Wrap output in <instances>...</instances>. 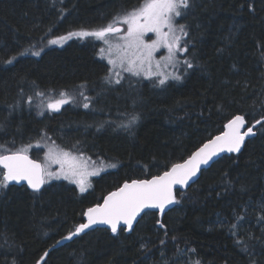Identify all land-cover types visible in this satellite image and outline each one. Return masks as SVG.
Returning <instances> with one entry per match:
<instances>
[{
	"label": "trees",
	"instance_id": "1",
	"mask_svg": "<svg viewBox=\"0 0 264 264\" xmlns=\"http://www.w3.org/2000/svg\"><path fill=\"white\" fill-rule=\"evenodd\" d=\"M143 1L0 0V155L33 145L40 160L45 144L60 142L119 164L85 192L64 179L39 192L0 187V264H264V0H191L181 20L192 67L162 90L129 77L110 83L90 39L50 42L107 26ZM50 90L89 99L44 112L36 92ZM238 114L261 121L256 135L177 191L173 209L146 212L131 232L62 239L110 191L186 159Z\"/></svg>",
	"mask_w": 264,
	"mask_h": 264
},
{
	"label": "snow or ice",
	"instance_id": "2",
	"mask_svg": "<svg viewBox=\"0 0 264 264\" xmlns=\"http://www.w3.org/2000/svg\"><path fill=\"white\" fill-rule=\"evenodd\" d=\"M191 6V0H144L143 4L131 11L118 16L107 26H102L94 31L71 32L68 37H96L105 44L108 43V37L124 31V35L120 37L123 40L122 45H117L119 52V61L121 65L127 61V71L135 75H139L138 67H142L145 63L151 62L153 53L161 46H166L169 52V59L175 57L176 50L186 51L179 44L180 37L175 35L177 26L173 21L176 17L182 15V10ZM117 24H123L126 29L117 27ZM179 31L183 35L188 33L184 30V25L178 26ZM167 29V31H165ZM148 33H155L157 39L147 42L145 36ZM68 37H59L51 43H59ZM105 49L100 50V54L104 55ZM39 55V53H35ZM112 55L111 47L109 48V56ZM11 63V61H8ZM109 63L115 65L117 60L109 59ZM188 68L192 65L187 60L184 61ZM180 79V77H174ZM119 81H117L118 83ZM165 80H160L163 84ZM39 95H43L39 93ZM63 95V93L61 94ZM31 100V98H29ZM67 100L61 99L54 103L48 104V108L58 110L59 107ZM85 108L88 104L84 105ZM136 117H133L134 121ZM131 123V121H130ZM261 121H256L260 124ZM245 124L243 116H234L225 125L227 131L221 135L210 139L197 151L193 152L183 163L173 164L169 171H165L162 175L153 176L150 180H132L130 183L125 182L116 191L109 193L105 198L103 205H96L89 208L84 215L88 217L87 224H80L76 227L75 232H69L67 237L62 239H71L74 235L88 228L89 225L97 222L109 224L113 233L117 232L118 225L123 222L129 229L132 228L133 221L137 216L148 207L158 208L161 212L165 206L175 202L173 194L174 185H185L196 175L201 164H208L213 156L224 151L240 152L245 137L254 134L253 128L248 127L247 131L241 133L240 128ZM68 153H64L65 160H57L63 168L65 162L68 163V171L61 172L65 178L73 179L80 186V191H86V175H96L98 173L84 172L83 165L76 162V159L68 161ZM0 166H2L3 175L0 177V187H7L11 181H27L28 186L33 191H39L45 183V170L43 166L34 160H31L25 150H17L8 155H0ZM114 166V165H113ZM47 175H54L48 173ZM264 219V218H262ZM159 224L160 221H157ZM163 243V241H161ZM47 256V253H45ZM44 257H41L43 260Z\"/></svg>",
	"mask_w": 264,
	"mask_h": 264
},
{
	"label": "rangeland",
	"instance_id": "3",
	"mask_svg": "<svg viewBox=\"0 0 264 264\" xmlns=\"http://www.w3.org/2000/svg\"><path fill=\"white\" fill-rule=\"evenodd\" d=\"M144 2V1H143ZM143 4V3H142ZM184 10V9H183ZM182 15L179 17H176L173 21L174 25L177 26L175 35L180 37L179 44L181 48H187L185 39L187 35H183L180 31L178 26L179 25H184V23L181 20ZM111 23V22H110ZM108 25V24H107ZM123 25V24H121ZM124 29H126V26L123 25ZM97 30V29H96ZM185 30V29H184ZM80 31H94V30H78L74 32H80ZM167 31V29H165ZM186 31V30H185ZM71 33V32H70ZM69 34V33H68ZM68 34L62 35L59 37H68ZM124 35V31H121L120 33H117L115 35H111L108 37V43L105 44L104 41L96 38V37H81V36H71L68 37L67 39L59 42V43H51L53 45H61L67 40L75 39V38H85V39H90L95 43H98L99 46L98 48V53L100 54V50L103 48L105 49L104 55L100 54V57L103 58L109 65V70L110 74L108 76L109 82L113 84H120L123 83L125 78L131 79V80H146V81H151L154 82L157 86L158 89H164L168 84L172 82H178L181 79H183V75L186 69L185 66L187 65L184 63L185 60L190 62L187 59L186 56V51L181 52L179 50H176L175 57L172 59H169V52L168 48L166 46H161L160 48L156 49V51L153 53V58L149 63H145L142 67H138V71L140 72L139 75H135L132 72H129L126 70L128 67L127 61L124 62L123 65H121L119 61V52L117 51V45H122L123 40L120 39ZM52 38L50 40L54 41L57 40V38ZM157 39L155 33H148L145 36V40L147 42H151L152 40ZM111 47V52L112 55L109 56V48ZM109 59H115L117 60V63L115 65L109 63ZM191 63V62H190ZM192 65V63H191ZM189 68L187 67V70ZM183 72V73H182ZM180 77V79H175L174 77ZM165 80L163 84L160 83V80ZM117 81H119L117 83ZM90 92L92 91L90 88H88L87 85H84ZM116 86V85H115ZM105 90V87H103ZM36 93H42L43 95H38V100H37V106L40 108L42 111H51L52 109L48 108V104L54 103L55 101L64 99L67 100L68 102L61 105L59 109L63 110L65 107L69 106L71 103L72 105H75V100L78 99V97H81L83 100H88V94L84 92V90H79L77 93L76 92H69L67 90L60 91V90H50L48 91H37ZM63 93V95H61ZM102 96H105V92L100 93ZM94 96V95H93ZM95 97V96H94ZM100 98V97H99ZM97 98V99H99ZM96 97L94 101H97ZM85 104H88V102L85 101L83 103V106ZM90 107V103L88 104V107ZM55 111H60V110H52V112ZM137 122V118L133 121H131V125H134ZM117 129L120 130L123 128V123L119 122L116 123ZM33 145L32 146H26L23 149L25 150L26 153H30L32 151ZM42 152L40 153V161H42L44 170H45V180L46 184L57 181V180H67L73 184H75L79 190L80 186L77 184L73 179H68L65 178L64 175H61V172H67L68 171V163L65 162L63 168L61 167V164L56 162L57 160H65L66 158L64 157V153H68L67 160L70 161L73 158L76 159L77 163H80L83 165V171L86 173H93L96 172L98 174L96 175H86V191L90 188H92V182L93 178L101 175L102 173L110 170H116L119 168V164L117 163H111L107 162L103 158H93L89 154L76 150L73 147L66 146L62 143H55L50 146H47L46 144L43 146L41 149ZM114 165V166H113ZM48 173H53L54 175H47ZM3 175V172H2ZM85 192V191H84ZM124 229V228H123ZM126 230V229H125ZM120 231V230H119Z\"/></svg>",
	"mask_w": 264,
	"mask_h": 264
},
{
	"label": "water",
	"instance_id": "4",
	"mask_svg": "<svg viewBox=\"0 0 264 264\" xmlns=\"http://www.w3.org/2000/svg\"><path fill=\"white\" fill-rule=\"evenodd\" d=\"M116 26H117V27H120V28H122V29H124L123 25H121V24H117ZM52 110H53V109H52ZM238 115H239V116H243L242 114H238ZM236 116H237V115H236ZM243 117H244V116H243ZM231 119H232V118H231ZM231 119H230V120H231ZM244 120H245V124H244V126H243L242 128H240V132L243 133V132L247 131V128H248V127H252V128H253V133H254V134L245 137V140H244V142H243V144H242V147H241V151H240V152H228V151L225 149L224 151H221V152L217 153V155H215V156L212 157V159L208 162V164H201V165H200V168H199V170L197 171L196 175L193 176V177L187 182V184H185V185H179V184H178V185H174V186H173V194H174V196H175V202L166 205V206H165V209H164L163 212H161L160 209H158V208H153V207L145 208V209H144V210H143V211L137 216L136 220L133 221V225H132V228H131V229H129V228L127 227V225H124L123 222H121V224L118 225L117 232H118L119 230L123 229V228L126 229L128 232H131V231L135 228L136 224L139 222V220H140V218L143 216V214H145V213L148 212V211H155V212H158L160 215H164L166 212L170 211L171 209H173V208L176 206V195H177V191H179V190H180V191H185V190L189 189L193 184H195V183L199 180V178H200L201 173H202L203 170H205V169H207V168H210V167L213 165V163H214L215 161H217L218 159H220V158H221L222 156H224V155L239 154V153H241V152L243 151V149H244V146H245V144H246L247 139H250V138L254 137V136L256 135V133H257V131H256V124L249 125L245 117H244ZM228 122H229V121H228ZM228 122H227L225 125H227ZM225 125H224V128H223V130H222L221 132H219L218 134L214 135V136H213L212 138H210V139H213V138H215L216 136H219V135H221L223 132L227 131V129L225 128ZM210 139H209V140H210ZM209 140H207V141L204 142L203 144L207 143ZM203 144H202L201 146H199L198 148L202 147ZM198 148H197V149H198ZM197 149H196L195 151H197ZM195 151H194V152H195ZM11 153H12V152L4 153V154H1V155H8V154H11ZM25 154H26L31 160L37 161V162H39V163L43 166L42 161H40L39 159L33 157V156H32L31 154H29V153H26V152H25ZM190 156H191V155H190ZM186 159H188V157H187ZM186 159H184V160H186ZM184 160L179 161V162H176L175 164L183 163ZM0 168L2 169V166H0ZM43 168H44V166H43ZM170 169H171V167H170L169 169H167L166 171H169ZM164 172H165V171H164ZM164 172H162V173H160V174H158V175H155V176L162 175ZM152 177H153V176H152ZM152 177H150V178H144V179H133V180H150ZM44 179H45V177H44ZM131 181H132V180L127 181V182L130 183ZM125 182H126V181H125ZM125 182H124V183H125ZM124 183H122L118 188H120ZM8 184H9V185H19V186L25 185V186H27L30 190H32V189L28 186L27 181H19V182L11 181V182H9ZM45 186H46V180H45V183L41 186V189H40L39 191H42V190L44 189ZM118 188H116V189L110 191L109 193L116 191ZM32 191H33V190H32ZM39 191H36V192H39ZM109 193L105 195V197H104V199H103V201H102L101 203H99V204H95V205H93V206H91V207H89V208L95 207L96 205H103V204H104V201H105V198L109 195ZM89 208H88V209H89ZM88 209H87V210H88ZM87 210H86V212H87ZM86 212H85V213H86ZM87 223H88V217L85 215L84 222H83L82 224H87ZM97 228H106V229H109V230L111 231V226H110L109 224L102 223V222H97V223H95V224H91V225H89L88 228L84 229V230H83L82 232H80V233H81V234H85V233L91 232V231H93V230H95V229H97ZM111 232H112V231H111ZM112 233H113V232H112Z\"/></svg>",
	"mask_w": 264,
	"mask_h": 264
},
{
	"label": "bare ground",
	"instance_id": "5",
	"mask_svg": "<svg viewBox=\"0 0 264 264\" xmlns=\"http://www.w3.org/2000/svg\"><path fill=\"white\" fill-rule=\"evenodd\" d=\"M52 111V110H51Z\"/></svg>",
	"mask_w": 264,
	"mask_h": 264
}]
</instances>
